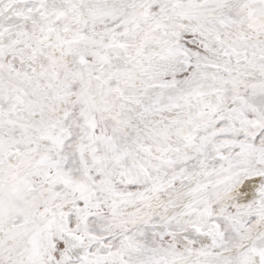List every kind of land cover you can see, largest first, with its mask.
Here are the masks:
<instances>
[{
    "label": "snow or ice",
    "instance_id": "obj_1",
    "mask_svg": "<svg viewBox=\"0 0 264 264\" xmlns=\"http://www.w3.org/2000/svg\"><path fill=\"white\" fill-rule=\"evenodd\" d=\"M0 264H264V0H0Z\"/></svg>",
    "mask_w": 264,
    "mask_h": 264
}]
</instances>
